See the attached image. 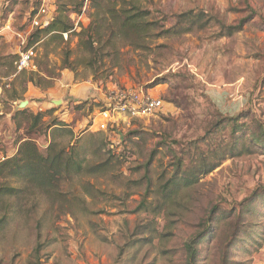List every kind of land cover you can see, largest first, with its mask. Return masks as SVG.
I'll list each match as a JSON object with an SVG mask.
<instances>
[{
	"label": "rangeland",
	"instance_id": "374dc122",
	"mask_svg": "<svg viewBox=\"0 0 264 264\" xmlns=\"http://www.w3.org/2000/svg\"><path fill=\"white\" fill-rule=\"evenodd\" d=\"M39 1L0 0V162L13 156L23 139H34L43 150V134L51 131L54 117L80 138L87 163L114 157L106 174L74 177L63 183L61 195L5 180L1 187L22 189L17 196L0 191V264H187L184 243L208 220L210 209L221 206L229 216L247 205L252 193L260 197L251 202V212L239 225L234 215L214 225L195 264H221L226 257L228 264H264V150L248 139L234 143L229 129L217 125L244 115L240 123L255 132L260 131L256 123L264 129V0H135L165 30L190 11L206 16L209 25L149 39L145 50L125 47L117 61L105 59L97 74L84 65L88 55L78 38L64 35L66 44L45 40L32 47L35 68L12 72L4 58L27 50ZM46 2V8L58 5ZM84 5L80 16L67 7L77 32L90 22L89 1ZM66 53L70 70L64 68ZM163 77L169 79L158 84ZM123 90L142 91L162 107L132 120L114 115L109 127L100 129L106 99ZM53 99L62 104L56 107ZM20 102H28L24 117L15 116ZM50 108L55 111L33 128L31 115ZM103 139L109 144L99 150ZM56 141L66 146L70 137ZM187 145L192 156L183 169L198 165L200 153H218L219 166L180 189L154 215L153 207L161 203L156 189L174 176L172 165ZM149 181L152 189L146 193ZM88 185L102 194L89 197ZM233 230L239 239L228 253L226 237Z\"/></svg>",
	"mask_w": 264,
	"mask_h": 264
},
{
	"label": "trees",
	"instance_id": "16d2710c",
	"mask_svg": "<svg viewBox=\"0 0 264 264\" xmlns=\"http://www.w3.org/2000/svg\"><path fill=\"white\" fill-rule=\"evenodd\" d=\"M70 1H73V3L67 4L66 0H56L58 5L54 8L53 19L45 27L36 28L30 34L26 42V48L29 49L40 42H45V40L49 42L58 41L62 44L65 43L63 41L64 35L68 37L75 35L78 38L79 48L84 50L88 55L84 65L88 69H91L94 74L101 72L105 64V59L117 61L118 54L125 47L136 51L145 50L147 46L144 42L149 39H158L168 34L170 36H179L183 33L204 30L209 25V20L206 16L194 14L190 11L177 15L175 24L165 30L163 26L159 25L158 20L152 21L150 19L151 12L145 9L143 10L135 0H88L89 25L86 28H80L79 32H77V29L74 28L66 12L69 7H72V13L80 16L82 9L85 7L84 0ZM39 3L41 2L39 1ZM32 10L33 8L30 10L31 15L34 13V10ZM240 29L241 26L237 28L228 27L227 33L222 36H231L233 32H237ZM18 59L19 56L16 57L14 55H9L4 58V61H6L5 64L10 71L15 72V63ZM68 61L69 59L66 53L64 68L70 70L71 65ZM71 71L73 72V70ZM18 73H25V70ZM165 79L169 78L163 77L159 80L158 84H161ZM30 82L32 83V79H30ZM54 111L55 108H50L45 112H38L31 115L32 127H41L38 124L40 122L42 123L44 118L47 115H51ZM26 114L27 109L17 111L15 116L24 117ZM243 117L245 116L242 115L236 118L220 120L217 125L222 130L229 129L234 143L239 140L248 139L249 144L251 143L257 148L264 150L263 127L259 123H256L260 131L255 132L250 127V124L239 122ZM48 130H51L48 132L49 134L46 135L45 132L43 134L45 139L43 150L39 149L34 139H23L13 156L0 162V191L5 189L4 191L8 192V194L17 196L22 188L1 187V184H4L5 180L15 179L21 183L22 187L28 185L38 192L61 195L60 190L63 183L72 180L74 177L80 175L98 176L107 173L109 162L114 157L113 155H109L108 160L105 162L94 165L89 164L80 152V138H75L70 126L59 118L54 117L50 127L48 126ZM238 133H242V138H238ZM64 134L70 137V142L66 146H62L56 141V136ZM202 140L205 141V139ZM107 144L109 142L103 139L99 150H103ZM174 145H177V143L172 142L169 146L173 148ZM180 153L181 156H177V162L172 165L175 169L174 176L168 179L162 188L158 187L156 189V192L160 195L159 199L161 203L160 206L157 204L153 207L154 215H160L163 212L161 206L163 208L166 207L175 198V195L180 189L190 188L196 185L200 177L212 173L219 166L218 160L215 162V159L219 155L218 153L215 152L211 156H204L203 153H200L198 165L183 169L184 163L191 158L192 151L187 145L183 147ZM149 166L150 163H147L146 167ZM151 189L152 183L149 181L146 187V193L150 192ZM85 193L91 198L102 194L101 191L89 185L85 187ZM258 197L260 195L252 193L250 202L247 205L242 209L234 208L232 210L229 216L234 215L235 225H239L244 214L247 213L246 211L251 212L249 209L251 202L255 201ZM208 215V220L200 223L199 230L184 243L187 264H195L197 262V258L200 257L201 253L200 249L206 243L205 240L211 235V232L213 233V229H215L214 225L224 224V221L229 219V216H225V210L221 206H213ZM210 222L212 224V230ZM238 239L239 235L235 230L228 234L226 237L225 251L230 253L231 249L235 246V241H238ZM226 263H229L227 257L222 260L221 264Z\"/></svg>",
	"mask_w": 264,
	"mask_h": 264
},
{
	"label": "built area",
	"instance_id": "2783aa9c",
	"mask_svg": "<svg viewBox=\"0 0 264 264\" xmlns=\"http://www.w3.org/2000/svg\"><path fill=\"white\" fill-rule=\"evenodd\" d=\"M41 5L32 20L33 28L45 27L54 17V7L46 8V0H40ZM35 58L34 49L31 47L19 55L15 63L17 72L35 68L32 62ZM162 102L153 98L142 91L123 90L112 94L106 99L105 109L100 113L102 122L100 129L104 130L109 127L110 119L116 115L128 119L137 118L140 115H151L160 110ZM6 158L2 157L1 161Z\"/></svg>",
	"mask_w": 264,
	"mask_h": 264
},
{
	"label": "water",
	"instance_id": "95a60500",
	"mask_svg": "<svg viewBox=\"0 0 264 264\" xmlns=\"http://www.w3.org/2000/svg\"><path fill=\"white\" fill-rule=\"evenodd\" d=\"M52 103H53L56 107H59V106L62 104V101H60V100H57V101L53 100ZM27 105H28V102H20V103L18 104V108L22 110V109L26 108Z\"/></svg>",
	"mask_w": 264,
	"mask_h": 264
},
{
	"label": "crops",
	"instance_id": "0c3cea01",
	"mask_svg": "<svg viewBox=\"0 0 264 264\" xmlns=\"http://www.w3.org/2000/svg\"><path fill=\"white\" fill-rule=\"evenodd\" d=\"M54 100V99H53ZM53 100H51L50 102H52ZM58 99H55V101H57ZM61 101V100H60ZM42 109H40L39 111H41Z\"/></svg>",
	"mask_w": 264,
	"mask_h": 264
}]
</instances>
